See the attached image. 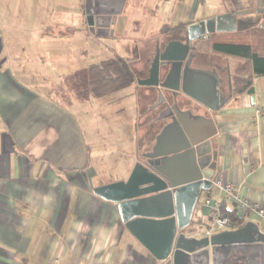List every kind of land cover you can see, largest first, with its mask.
I'll return each mask as SVG.
<instances>
[{
    "label": "crops",
    "instance_id": "obj_1",
    "mask_svg": "<svg viewBox=\"0 0 264 264\" xmlns=\"http://www.w3.org/2000/svg\"><path fill=\"white\" fill-rule=\"evenodd\" d=\"M83 1L79 0L76 6L82 11ZM154 1L157 2L155 9L167 2L185 9L188 2ZM228 1L218 6L216 15L253 8L255 4V0ZM50 3H53L51 8ZM63 3L64 0H46L44 13L49 19L36 20L34 24L41 25L32 34H39L44 40L21 43L6 39L2 25L19 23L11 17L22 15L18 9L10 8L13 2L7 5L0 2V264H163L126 229L117 205L95 196L92 189L126 180L139 155L149 152L154 144L159 126L154 125L152 129L149 125L150 113L146 109L151 95L147 86L138 81L149 78L157 48L163 50L169 41H180L183 36L163 34V27L183 23L187 29L189 24L212 16L201 14L194 19L205 0H190L185 19L174 11L163 14L166 17L159 31L161 38L148 60L145 77L136 79V86L113 93L120 94L115 104L123 103L129 110L128 113L120 110L122 113L117 116L124 120L132 116L133 122L126 124L127 138L132 140L133 147L127 151L130 162L121 168L124 176L111 178L97 168V158L103 153L95 138L98 130L84 132L83 129V123L90 117L82 105L100 99L87 95V81L77 80L78 73L87 69V65L77 64L84 51L77 57L73 49L66 50V45H49L56 39L67 43V36L74 32L80 39L87 34L96 35L83 14L69 28L62 26L67 21L52 18L55 8L60 12ZM135 5L139 7V2ZM150 13L156 16L154 10ZM102 20L105 23H101ZM97 22L109 24L106 36L115 34V29L112 30L115 23L112 25L110 19L98 18ZM263 22L260 14L239 16L236 30L260 26ZM52 30L64 36L54 38L50 35ZM207 39L205 37L204 41ZM209 45L208 41L205 47L194 48L193 64L212 69L205 64L214 59L217 66L225 67L226 75L221 76L218 69L217 73L222 78L220 89L227 94V70L231 74L234 60L212 53ZM159 71V75L164 74L161 67ZM186 101L192 104L193 115L206 113L195 101L189 98ZM257 109H264V76L253 78L251 94L234 95L232 91L231 99L219 112L206 115L211 116L217 126L216 177L231 185L242 199L264 208V116L258 115ZM88 139L93 140L91 148ZM107 163L111 164L108 159ZM202 196L204 201L221 199V203L224 201L228 207L237 209L239 218L257 223L264 231L262 219L254 215L242 218L236 204L223 193L219 194L213 183L200 198ZM191 220L192 227L198 226L203 232L231 229H210V209L200 199Z\"/></svg>",
    "mask_w": 264,
    "mask_h": 264
},
{
    "label": "water",
    "instance_id": "obj_2",
    "mask_svg": "<svg viewBox=\"0 0 264 264\" xmlns=\"http://www.w3.org/2000/svg\"><path fill=\"white\" fill-rule=\"evenodd\" d=\"M126 0H84L87 25L99 36L108 35ZM264 15V0H255L253 8L218 14L187 26L188 41L213 33L234 32L237 17ZM264 28V22L260 25ZM196 54L181 41H169L160 52L157 48L148 79L140 85L170 91L174 99L157 120L171 116L154 138L149 152L137 159L128 178L101 185L92 193L115 203L126 229L163 264H264V231L253 221L236 229L219 232L192 227V215L203 191L210 190L216 179L218 162L217 126L211 116L219 112L232 97L228 71V93L220 87L219 66L204 69L194 66ZM164 70L159 81V69ZM181 93L206 109L193 115L177 106ZM159 91L152 107L163 103ZM168 111V112H167ZM174 111V113L172 112ZM207 114V115H206Z\"/></svg>",
    "mask_w": 264,
    "mask_h": 264
},
{
    "label": "rangeland",
    "instance_id": "obj_3",
    "mask_svg": "<svg viewBox=\"0 0 264 264\" xmlns=\"http://www.w3.org/2000/svg\"><path fill=\"white\" fill-rule=\"evenodd\" d=\"M78 1L79 0H64L60 12L55 8L52 18L67 21L66 24L62 25L63 27L69 28L74 26L72 22L76 21V18L80 14L84 15L83 11L76 7ZM0 2L6 5L13 2V6H10V8L13 7V11H15V8L18 9L19 15H22H18L20 18L17 16L11 17L12 19L16 18L17 21L19 20V23L2 25L5 34L8 36L6 39L9 38L8 40L12 42L31 43L37 42V39L41 38L39 34L36 36H32V34L36 28V30H38V27H40L41 24H38L40 19H47V21L49 19V16L45 18L46 13H44L46 0H0ZM135 2H139V7L135 5ZM227 2L230 1L205 0L204 5L202 4L199 10V14L195 16L194 19L199 18L201 14L208 16L216 15L218 6L226 4ZM155 3L157 2L154 0H127L123 12L118 16V21L112 26V30L115 29V34L111 37L96 36L97 34L93 32L96 35L87 34L80 39L78 37L79 35L74 36V32L71 33L70 36H67L68 34L66 35L67 43H63L62 41L59 43L56 39L51 40L49 45L51 47L59 44L66 45V50L71 51V49H73L77 57L81 55V51H84V55H82L80 62H77V64L88 65L116 56H122L130 61L136 73V79L144 78L148 70V60H150L151 54L155 51L156 42L161 38L159 31L166 17L163 14L174 11L182 15V18L185 19L190 0H188L185 9H182L181 6L174 7L169 2L155 9ZM49 7H53V3H50ZM151 10L155 11L156 16L150 13ZM84 17L86 18L85 15ZM36 20L39 22L34 24ZM54 28L58 29L56 27ZM50 35L54 36V38L64 36V34L60 35L57 30H52ZM40 40L44 39L41 38ZM201 46L205 47V45ZM77 80L86 83L87 72L83 70L78 73ZM119 95L118 93L114 95L109 94L94 101L92 104L82 105L83 111L87 110L90 117L87 122L83 123L84 132H87V130L92 132L95 129L99 132L97 137L95 135V138L99 145V150L103 153L97 158V168L105 173V175L111 176V178L119 177L121 174L124 176V173L121 172V168L130 162V158L128 159L129 153L127 151L133 147L132 140L127 138L128 125L126 124L133 122L132 116L125 120L121 116H117L122 112H129L123 103L119 105L115 104L117 101L116 97ZM120 110L122 112H120ZM155 116L156 113L152 112L148 119H152ZM87 142L88 147H93V140L91 141L88 139ZM129 143L131 144L129 145ZM125 145H129L130 147L124 149L123 147H125ZM106 149L109 151H106ZM107 159L111 162V166L107 163ZM92 160H94V158H92ZM117 171H120V173L117 174ZM102 176L103 175L100 177ZM204 196L201 197L202 199L200 198L203 202Z\"/></svg>",
    "mask_w": 264,
    "mask_h": 264
},
{
    "label": "trees",
    "instance_id": "obj_4",
    "mask_svg": "<svg viewBox=\"0 0 264 264\" xmlns=\"http://www.w3.org/2000/svg\"><path fill=\"white\" fill-rule=\"evenodd\" d=\"M163 34H186V24L164 26ZM209 48L214 54L234 60L231 68V85L234 95L251 94L253 78L264 76V28L253 26L231 33H213ZM86 92L89 97L102 98L109 94L136 86V75L130 61L116 56L87 65ZM236 208L222 202L219 211L229 217V227L236 229L245 221L238 217Z\"/></svg>",
    "mask_w": 264,
    "mask_h": 264
},
{
    "label": "flooded vegetation",
    "instance_id": "obj_5",
    "mask_svg": "<svg viewBox=\"0 0 264 264\" xmlns=\"http://www.w3.org/2000/svg\"><path fill=\"white\" fill-rule=\"evenodd\" d=\"M263 17V21H264V15H261ZM101 23H105L104 20L101 21ZM209 36L210 35H206V36H202L198 39H195L194 41L190 42L188 41V36H187V33L185 35L182 36V38H180L179 40L183 43H186L189 45V50H194V48H201L202 46L201 45H206V43L209 41ZM205 37H208L207 39V42L206 40L204 41ZM159 51L161 52L162 51V47L159 49ZM205 65H208L210 68H213L214 66H216V61L213 59L212 61H208ZM226 68L223 67V66H219V71L221 72V76H224L226 75V72H225ZM162 79V75L160 74L159 75V81H161ZM148 89L147 91L150 93L151 95V101L150 103L148 104L147 106V109H146V112L149 114H151L152 112H155L156 113V116L153 117L152 119H150V122H149V125L151 128L154 127V125L156 126H159L158 129L160 131V129L168 124L169 122H171V116L163 119V120H157V117L160 113H162L163 111L166 110L167 107H170L171 109L173 108V105H174V99L173 97L171 96L170 94V91L166 90V89H159L157 90L156 87L154 86H147ZM159 91L162 93L163 97L165 98V101L163 103H161L160 105L152 108L157 100H158V93ZM182 96V97H181ZM183 98V101H181V98ZM187 97H185L184 95H182L181 93H179L176 97V103H177V106L183 110V111H190L192 114H195L193 112V106L191 103H189L188 101H186ZM168 112V111H167ZM174 113V111H172ZM158 131V132H159ZM142 155V154H140ZM138 160L145 163L146 162V158H143L142 156H139L138 157ZM214 181V180H213ZM212 181V183H213Z\"/></svg>",
    "mask_w": 264,
    "mask_h": 264
},
{
    "label": "built area",
    "instance_id": "obj_6",
    "mask_svg": "<svg viewBox=\"0 0 264 264\" xmlns=\"http://www.w3.org/2000/svg\"><path fill=\"white\" fill-rule=\"evenodd\" d=\"M256 113L258 115L264 116V109H257ZM213 185L216 187L219 194L223 193V196L226 199L232 200L237 208H238V214L245 218L248 216H257L260 219L264 221V208L259 205L258 203L251 202L246 199H242L229 185L228 183L224 182L219 177H216V179L213 181ZM221 204V199L213 200L211 198H207L204 201V205L210 209L211 214V223H210V229L212 228H225L229 227V217L222 214L219 211V207Z\"/></svg>",
    "mask_w": 264,
    "mask_h": 264
}]
</instances>
